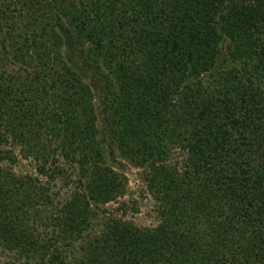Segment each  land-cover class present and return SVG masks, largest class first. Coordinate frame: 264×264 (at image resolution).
<instances>
[{
	"label": "trees",
	"instance_id": "obj_1",
	"mask_svg": "<svg viewBox=\"0 0 264 264\" xmlns=\"http://www.w3.org/2000/svg\"><path fill=\"white\" fill-rule=\"evenodd\" d=\"M42 2L0 0V154L12 138L41 175L62 171L48 140L60 138L87 181L57 238L83 239L91 206L124 188L89 143L95 89L104 133L149 172L160 214L153 230L108 223L74 262L54 250L49 264H264V0H60L49 21ZM174 148L183 171L167 166ZM38 191L0 168L3 249L40 252L27 226Z\"/></svg>",
	"mask_w": 264,
	"mask_h": 264
},
{
	"label": "rangeland",
	"instance_id": "obj_2",
	"mask_svg": "<svg viewBox=\"0 0 264 264\" xmlns=\"http://www.w3.org/2000/svg\"><path fill=\"white\" fill-rule=\"evenodd\" d=\"M49 2H52L53 4L50 5L54 6V4L60 3V0H43L42 8L44 17H46L44 21H49L53 17L50 13ZM63 2L64 0H62ZM40 24L44 25L42 19ZM6 33L4 32L3 38ZM38 33L40 34V31ZM3 38L1 37V40ZM10 70L12 69L10 68ZM212 80L213 76L211 77L210 74L203 75V81L206 85L210 84ZM97 93L98 91L94 89V106L97 112L94 129L97 131V135L89 143L94 149L100 150L104 157L100 162V167L109 168L118 176L119 181H122L124 186L122 193L118 194L111 202L91 206L93 226L84 235L83 239L72 241L69 238H64V240H60L57 237L61 236L59 235L61 230L56 227L55 220L60 212H64L65 206L69 204L74 194L80 191V184L82 185L83 181H87V179H83L81 176V169L77 163L62 159L61 154L63 152L60 146V138H48V140L51 151L57 152L58 166L62 171L51 169L55 168L51 161L52 166L49 165L47 174L43 175L39 173L37 162L34 161L33 156L25 155L26 149H24V146L19 142H13L12 138H9L0 157H5V151H10L12 154L10 157L13 160L1 161L0 168L4 172L13 174L17 179L23 180L24 183L31 182L35 184L39 189L38 192L43 195V199L38 200L39 202L36 204V213L27 222L30 234H34L38 240L40 252L27 257L0 247V264H35V262L42 260L44 255L41 252L44 251L41 250V246L50 248V254L45 258L44 264L50 263L51 253L54 250L62 254L64 261L70 263L81 256V248L86 245L92 236L100 234L108 223L117 222L121 226L139 230H153L160 225L159 203L149 190L146 177L148 171L139 168L126 159L122 155L123 153L118 150L116 144L113 143L110 135L104 133L111 115L103 110ZM186 158V153H182L179 149H171L167 166L171 170L183 171ZM90 169L91 172L94 171L93 167Z\"/></svg>",
	"mask_w": 264,
	"mask_h": 264
}]
</instances>
